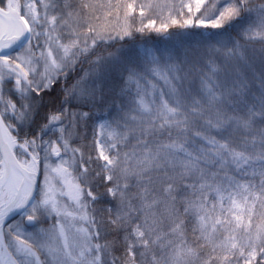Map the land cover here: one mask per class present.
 <instances>
[{
  "label": "snow or ice",
  "instance_id": "obj_1",
  "mask_svg": "<svg viewBox=\"0 0 264 264\" xmlns=\"http://www.w3.org/2000/svg\"><path fill=\"white\" fill-rule=\"evenodd\" d=\"M204 3L194 0V9L191 3L185 7L204 16ZM0 5V264H114L108 260L109 244L98 242L105 223L126 232L131 255L134 247L151 242L160 253L154 264H255L258 255L264 264V220H252L253 215L264 217V47L251 49V42L264 45V3L223 0L226 6L213 5L207 19L220 33L190 50L160 49L151 37L137 42L134 33H167L169 24L194 23L170 17L159 27L154 19L143 24V5L141 27L126 22L107 37L91 26L79 31L88 21L68 10V0L62 6L45 5L43 15L35 12V3L24 6L23 14L19 0H0ZM49 7L58 15L50 16ZM88 8L83 4L81 11ZM135 11L127 4L126 21ZM197 20L205 25V19ZM225 34L227 40L218 38ZM108 41L127 46L96 54ZM33 47L43 49L39 56ZM249 50L253 55L246 58ZM206 55L221 57L224 67L207 60L211 72L200 76L196 86L189 77ZM233 61H243L252 72V86L238 69L235 75L228 70ZM84 62L94 66L91 73L84 72L71 88L61 87L66 95L60 112L35 126L34 97L55 91ZM104 88L113 95L108 115H116L97 117L96 155L85 156L70 141L89 114L70 111L69 96L94 102ZM7 92L17 96L19 106ZM12 119L19 127L5 122ZM129 134L142 153L122 151ZM94 161L99 170L92 167ZM101 200L114 212L113 207H92ZM257 202L260 213L254 212ZM161 204L163 217L153 212ZM98 211L110 214L107 222L97 219ZM12 213H19L20 220L6 224ZM52 219L51 227L40 226ZM80 222L89 228L77 227Z\"/></svg>",
  "mask_w": 264,
  "mask_h": 264
},
{
  "label": "trees",
  "instance_id": "obj_2",
  "mask_svg": "<svg viewBox=\"0 0 264 264\" xmlns=\"http://www.w3.org/2000/svg\"><path fill=\"white\" fill-rule=\"evenodd\" d=\"M24 0H19L20 4H23ZM37 1V0H36ZM98 3V8L106 9V14L109 12L110 21L109 25L113 24L111 21H114V23L119 19L125 17L126 12V6L129 3H132L134 7H136V11L133 12L132 19L128 20L127 23H131L133 27H141V17L139 14V6H144V18H143V24H147L149 19L156 20V27H159L161 23H168L169 18H175L177 20L188 19L191 17V13L187 11V8L185 7L187 4H189L192 0H111L110 7L108 9L107 1L108 0H96ZM69 4H71V8L69 10L76 12V7H79V14L80 16H84L86 14V10L81 11L82 5L84 2H79V5L77 6V3H75V0H68ZM91 3H94V0L90 1ZM255 4H261L264 3V0H254ZM54 5H60L62 6V0H54ZM38 4H36L37 6ZM216 5V7H222L226 6L223 5V0H207V3L204 4V6L201 9V12L205 13L204 16L207 18L209 15H211L213 8L212 6ZM2 6V5H0ZM22 9V7H21ZM89 9V8H88ZM205 9L208 11L205 12ZM97 13H101L98 11ZM102 14V13H101ZM105 14V13H104ZM199 17H201V13H199ZM126 19V18H125ZM100 21H107V18L105 19L100 18ZM210 21V20H209ZM218 33H220L219 29H214L211 27V25L207 26L206 29L202 28H195L193 26H185L180 27L179 25H171L169 24L168 32H160L156 33L154 31H148L146 30L143 36L134 33L136 36L137 42L141 41L144 37H151L152 40L156 41V47L160 49H166V48H176L177 50H190L191 46H199V42L202 41V38H206L208 36H217ZM229 33H231L232 36H234L241 44H244L245 41L242 40L239 36L236 35L234 31L229 29ZM169 34L171 35V39H169ZM223 38L227 40L228 36L225 34ZM215 42V41H213ZM111 45V46H109ZM127 46L124 44V42H115L108 41L107 43L101 44L97 48L96 54H103L107 55L109 52H117L118 49L121 48V46ZM228 47H232L231 44L228 45ZM264 47V45L260 44L259 42H251V49H260ZM106 49V51H105ZM242 51H244L242 49ZM253 55L252 51H246L245 57L250 58ZM257 56H259V52L256 53ZM90 59H95V55L91 56ZM209 59H214L216 64L219 65L221 68L224 67V64L222 62V58L219 56H205L204 59L197 65L198 72L194 75H190L189 79L194 80L196 86H199V77L204 74H210L211 69L207 66L206 61ZM233 64L235 67H233ZM233 64L228 65V70L235 75L236 70L238 69L241 75L244 77V79L248 82L249 86H252V72L247 69L244 66L243 61H233ZM93 69V65L90 63L84 62L77 66L74 73L69 75V78L67 81H62L60 85H58L55 89V91L50 93L41 92L40 97L36 98L34 97L35 103L37 105V109L39 112V115L36 117V125L39 126L42 123H47L46 117L49 114H58L63 107L61 104V100L66 95V93L61 92V87L65 88H71V86L75 83V81L84 74V72L91 73ZM187 69H185L186 71ZM256 71L258 72L259 69L257 67ZM223 74L217 76V79L219 80ZM150 80L153 81L154 84H157V86L161 89L165 87L162 81L154 80L151 77H149ZM238 79V77H237ZM7 88H12L11 83L7 84ZM7 95L11 98V100L19 106V100L17 99V96L13 94L12 92H7ZM112 101H113V95L110 92L109 88H104L103 93H98L95 101H84L79 98L73 99L71 96H69V103L67 105V108L69 110H78L79 113H88V118L81 120L77 127L76 132L73 139H72V145L79 147L81 151L85 154V156L96 155L95 148L93 146V129H94V123L98 117L97 111H101L102 108L111 106L112 108ZM6 123L11 122L13 124H16L17 127L19 125L17 122L12 120L5 121ZM12 135H16L15 132L12 133ZM77 136L79 138H77ZM56 135L53 134L51 136L52 139H55ZM219 138V137H218ZM19 139V138H18ZM166 139V138H162ZM137 141L131 137V134H129V140L122 148L123 152H138L142 153L144 150L142 148L136 147ZM93 168H96L97 170V162H93L92 165ZM152 175H159L160 173H151ZM171 174V173H170ZM131 183V181H129ZM190 181H185V183H189ZM107 187H110L111 184H107ZM157 187H160V185H157ZM99 192H104L105 188L100 187L98 189ZM137 191V189H133V192ZM93 192H97V188H93ZM159 195V193H157ZM135 204L136 201H133ZM92 207L96 208L97 210H101L107 207H113L114 212V206L109 205L106 201H99L96 203H93ZM153 212H155L158 216L163 217L166 213L165 206L163 204L158 205L156 208L153 209ZM109 213L104 211H98L96 213L97 219H100L101 217L107 222L109 218ZM254 216V215H253ZM260 217V216H259ZM114 218V216H113ZM253 218V217H252ZM262 220H264V217H260ZM166 221H163L161 224V227L163 228L164 232H167L168 229L165 226ZM256 223V220L254 221V224ZM99 227V226H98ZM126 235V232L123 229H118L110 224L105 223L103 226V231L101 232L102 238L100 239V242L102 243H108L109 244V252L110 255L109 258L115 260L117 264H130V255L128 253L127 244L124 240V237ZM188 235L190 236L191 233L189 232ZM171 239V237H169ZM135 262L136 264H146L144 262H140L141 253L143 255H146L147 257L154 254L155 258L159 260L160 253L159 249L155 248L151 242L148 247H142V248H135ZM217 254L222 255L223 253L218 252ZM261 257L258 255L255 258V264H259ZM110 261V260H109Z\"/></svg>",
  "mask_w": 264,
  "mask_h": 264
},
{
  "label": "rangeland",
  "instance_id": "obj_3",
  "mask_svg": "<svg viewBox=\"0 0 264 264\" xmlns=\"http://www.w3.org/2000/svg\"><path fill=\"white\" fill-rule=\"evenodd\" d=\"M80 1L81 2H84L83 4H88L89 5V9H86L87 12H86V14L84 16L81 15V17H84L88 21V23L87 24L81 23L79 25V31H81V32L86 31L87 30V27L88 26H91V27L95 28L97 31L102 32L105 35V37H107L108 34H113L114 35L116 32H120L125 27L127 21H126L125 17L121 18L120 16L118 17L119 19L115 23H114V21H111L113 24L109 25V21H110V18H111L109 16V12L106 14V9H101L100 10L98 8V3H97L96 0H94V3H91L90 2L91 0H75V3H77V6L79 5V2ZM53 2H54V0H37V1L36 0H24L23 1V4H22V11H23V13L25 11H27L26 7H24V6H26L28 4H31V3H35V12L37 14H39V15H43V13H44V6L45 5H49V6L54 5ZM190 3L193 4V9H194V7H195L194 0H192ZM205 3H207V0H205ZM36 4H38V5L36 6ZM110 4H111V0H108L107 1L108 9L110 7ZM76 9H77L76 12L79 11V7H76ZM98 11H100L102 14L101 13H97ZM49 15L50 16L51 15H58V12L55 11V10H53L51 7H49ZM105 17L107 18V21H100L99 20L100 18L105 19ZM190 18L193 20L194 23H193V25H189V26H193L195 28L206 29L207 26L211 25V21H209L205 17H202V16L199 17V13H195V15H192L191 14V17ZM197 18L205 19V25H200L198 23ZM38 31H39V29H38ZM43 40H44V37L41 36L39 38V42H42ZM62 42H66V40H63L62 39ZM37 43H38L37 39L35 37H33V45H36ZM42 50L43 49L41 47H33V52L36 54V56H39V54H40V52ZM37 67L39 68V65H37ZM93 68H94V66H93ZM29 78H31V76ZM152 83H153V81H152ZM11 87H12V84H11ZM110 109H111V106L104 107V108L101 109V111H97V115L98 116H106L108 119H111V117L112 116H115L116 113L114 111H112L111 112V115H108ZM70 111L78 112V110H70ZM96 123H97V119H96V121L94 123V129H95ZM94 129H93V131H94ZM76 130L77 129L74 130V135L75 134L77 135ZM74 135H73V137H74ZM71 142H72V140L70 141V143ZM71 145H72V143H71ZM72 146L73 147H76L74 145H72ZM64 202L67 203V204H69V205L71 204V201L70 200H65ZM254 212L255 213H260L261 212V209L259 207V202H257V207H256V209H254ZM18 220H20V218H17L12 223H15ZM252 220H253V223H254L255 220H256V223H259V222L262 221V219L259 216H257V215H254L253 218H252ZM53 223H55V219H52V220H50V221H48L46 223H42L40 226L42 228L47 229V228L51 227V225ZM76 226L77 227H83V228H89V225L87 223H83V222L77 223ZM89 230H91V229H89ZM28 231H32V229L29 228ZM22 238H24V237H22ZM6 242H7V240H6ZM29 242H31V241H29ZM98 242L99 243H102V242H100V240ZM139 248H142V247H139ZM134 249H135V247L132 249V253L135 254ZM8 251H11V249H8ZM38 255H39L41 261H44L45 260L44 253L38 252ZM129 255H130L129 256L130 257L129 258L130 259V264H136V262H135L136 261L135 260L136 259L135 258L136 256L135 255H131V254H129ZM153 255L154 254H152V255H150L148 257L146 255H141V256L139 255L140 262H144L146 264H154V261H156L157 258H155V256H153ZM109 260L112 261V262H114V264H117V262L115 260H113L111 258H109Z\"/></svg>",
  "mask_w": 264,
  "mask_h": 264
},
{
  "label": "water",
  "instance_id": "obj_4",
  "mask_svg": "<svg viewBox=\"0 0 264 264\" xmlns=\"http://www.w3.org/2000/svg\"><path fill=\"white\" fill-rule=\"evenodd\" d=\"M19 216V213H12L6 218V224L11 222L13 219Z\"/></svg>",
  "mask_w": 264,
  "mask_h": 264
},
{
  "label": "flooded vegetation",
  "instance_id": "obj_5",
  "mask_svg": "<svg viewBox=\"0 0 264 264\" xmlns=\"http://www.w3.org/2000/svg\"><path fill=\"white\" fill-rule=\"evenodd\" d=\"M18 218H20V216Z\"/></svg>",
  "mask_w": 264,
  "mask_h": 264
}]
</instances>
